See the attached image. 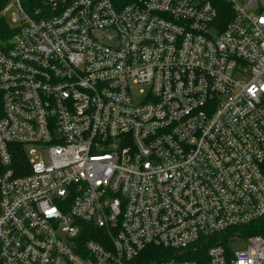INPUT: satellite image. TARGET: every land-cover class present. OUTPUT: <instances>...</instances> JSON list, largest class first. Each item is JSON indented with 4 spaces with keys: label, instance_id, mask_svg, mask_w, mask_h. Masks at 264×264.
Returning <instances> with one entry per match:
<instances>
[{
    "label": "built area",
    "instance_id": "built-area-1",
    "mask_svg": "<svg viewBox=\"0 0 264 264\" xmlns=\"http://www.w3.org/2000/svg\"><path fill=\"white\" fill-rule=\"evenodd\" d=\"M0 16V264H264V0Z\"/></svg>",
    "mask_w": 264,
    "mask_h": 264
},
{
    "label": "trees",
    "instance_id": "trees-1",
    "mask_svg": "<svg viewBox=\"0 0 264 264\" xmlns=\"http://www.w3.org/2000/svg\"><path fill=\"white\" fill-rule=\"evenodd\" d=\"M4 3L5 0H0V10ZM9 30H11V28L8 20L5 17L0 16V38L4 36L6 32H9ZM211 242L212 241L199 246L197 251L188 250L183 255L178 256H176L175 252L169 248L149 245L137 257L131 259L126 264H154L164 260H169L170 258H196L197 252H204Z\"/></svg>",
    "mask_w": 264,
    "mask_h": 264
}]
</instances>
